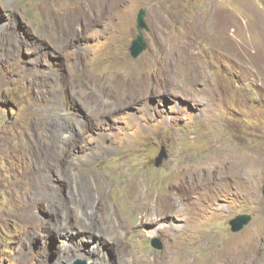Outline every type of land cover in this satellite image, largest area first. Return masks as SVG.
I'll return each instance as SVG.
<instances>
[{
	"label": "rangeland",
	"instance_id": "rangeland-1",
	"mask_svg": "<svg viewBox=\"0 0 264 264\" xmlns=\"http://www.w3.org/2000/svg\"><path fill=\"white\" fill-rule=\"evenodd\" d=\"M263 185L264 0H0V264H264Z\"/></svg>",
	"mask_w": 264,
	"mask_h": 264
},
{
	"label": "water",
	"instance_id": "water-1",
	"mask_svg": "<svg viewBox=\"0 0 264 264\" xmlns=\"http://www.w3.org/2000/svg\"><path fill=\"white\" fill-rule=\"evenodd\" d=\"M147 10L146 8H140L137 17V28L138 34L132 40V44L130 46L131 54L136 57L141 54L148 46V41L145 37L144 30H148V23L146 21ZM167 156L166 147L163 146L161 152L156 157V165H160L164 158ZM263 194H264V185H263ZM252 214L250 213H240L235 217L230 219L231 228L233 231H240L245 226L249 225L252 221ZM152 244L162 249L164 247L162 241L159 237H155L152 239ZM83 264H87L86 262H82Z\"/></svg>",
	"mask_w": 264,
	"mask_h": 264
},
{
	"label": "bare ground",
	"instance_id": "bare-ground-1",
	"mask_svg": "<svg viewBox=\"0 0 264 264\" xmlns=\"http://www.w3.org/2000/svg\"><path fill=\"white\" fill-rule=\"evenodd\" d=\"M228 18V17H227ZM221 19V18H220ZM226 19V18H225ZM228 21V20H227ZM226 21V22H227ZM225 22V23H226ZM222 26V25H221ZM82 123V122H81ZM80 129L82 130V131H85V126H83V124H80ZM104 140V139H103ZM102 142H104V141H102ZM101 143V142H100ZM77 144L75 143V142H73V144H72V146L73 147H75ZM99 145V144H98ZM61 147H63V151L67 148V145L66 144H64V145H61ZM102 147V146H101ZM79 158H81V159H84V160H88V159H90L91 158V156H90V154H88V153H86V152H84V153H82V154H80L79 155ZM60 172V171H59ZM61 175H62V173H61ZM176 184V183H175ZM174 184V185H175ZM174 187H176V189L177 190H179V187H181V182H180V186H178V185H175ZM173 203H175V210L176 211H180V207H179V205L176 203V202H173ZM163 205V204H162ZM154 206V205H153ZM174 206H172V204L171 205H168L167 206V208H166V206H162V210L160 211V210H158L159 211V214H158V216H157V218H155V220H154V218L152 217V216H150L149 214H146L145 215V217L143 218V222L144 223H150V222H160V221H163V219H164V215L165 214H162V213H164V212H169L171 209H172V207H174ZM157 208V207H156ZM79 209V208H78ZM174 209V208H173ZM82 211V210H81ZM61 214V213H60ZM81 215H83L84 214V217L85 218H83V220L82 221H80L78 224H77V226H75V227H72V230L73 231H79L78 229H82V230H86V229H88L87 227H86V223H85V219H87V216H88V213H85V211H83V214L82 213H80ZM67 216L63 213V215H62V217H61V219L62 220H64V221H66L67 220ZM174 225V224H173ZM58 227V229H59V231H61V228L59 227V226H57ZM157 228L158 229H160L161 228V225H159V226H157ZM57 229V228H56ZM116 233L117 232V230L116 229H114V228H111L110 227V229L108 230V237H111V236H113V233ZM99 234V233H98ZM96 235V234H95ZM91 236V235H90ZM99 241H96V240H94L93 241V249L95 250L96 249V247L99 245V243H98ZM77 247V245L76 244H74V243H72L71 241H69V240H66V243H65V251H64V256H65V258L66 257H69L70 256V253H71V251L72 250H74L75 248ZM64 249V248H63ZM72 254V253H71ZM172 257V256H171ZM225 257V256H224ZM173 258V257H172ZM99 260V259H98ZM184 261V260H183ZM148 262V261H147ZM150 262V261H149ZM99 263L100 264H104V261H102V260H99ZM187 263V262H186ZM225 262H223L222 264H224ZM159 264H177L175 261H174V258L173 259H171L170 261H168V260H165L164 262H162V263H159ZM180 264V263H179Z\"/></svg>",
	"mask_w": 264,
	"mask_h": 264
}]
</instances>
